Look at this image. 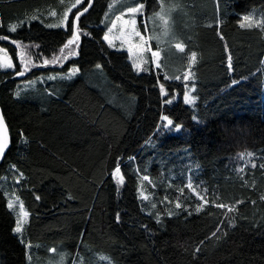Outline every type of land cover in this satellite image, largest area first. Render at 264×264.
<instances>
[{"label": "trees", "instance_id": "obj_1", "mask_svg": "<svg viewBox=\"0 0 264 264\" xmlns=\"http://www.w3.org/2000/svg\"><path fill=\"white\" fill-rule=\"evenodd\" d=\"M109 1L95 0L81 16L88 35L78 55L45 66L61 56L72 19L89 0L66 28L48 27L44 15L62 16V0H0V37H7L0 47L15 66L0 69L12 136L0 162V264H29V244L63 246L73 259L86 245L116 264H264V0H219L214 21L197 24L190 104L183 78L168 79L154 65L138 73L128 52L103 41ZM148 3L150 12L160 9V1ZM252 15L262 22L245 25ZM22 53L31 59L24 79L80 71L16 97ZM17 174L29 213L24 235L7 207Z\"/></svg>", "mask_w": 264, "mask_h": 264}, {"label": "rangeland", "instance_id": "obj_2", "mask_svg": "<svg viewBox=\"0 0 264 264\" xmlns=\"http://www.w3.org/2000/svg\"><path fill=\"white\" fill-rule=\"evenodd\" d=\"M160 1V9L163 8L167 15L165 19L167 20V34L164 33L161 23L157 20H153L155 12L160 11L158 9L155 12H150L149 8L151 7L148 3V0H110L108 4V8L106 14L104 16L103 22L106 28L111 26V23L116 19L117 16L123 15L125 19L129 18V14L127 12V8L129 6H135L137 2H144L145 9L138 13L136 16L137 19V29L146 39L148 37H153L149 41V45L152 51H159L158 61L160 67L157 68L151 52L143 53V56L146 60V63L142 66L143 71H137L138 73L148 72L151 65H154L155 68L161 69L168 79L174 80V77L180 76L183 78L184 73L189 72L191 70L192 79L190 81H186L188 86V92L186 94L187 103H193L195 101L193 91L194 87L191 85L194 83L195 77V67L199 61L200 57V37L198 36L197 40V24L198 23H207L211 24L215 19V6L218 8L219 0H159ZM76 0H62V4L65 6H70L72 3H75ZM86 0H82V3L77 4V7H80L84 4ZM216 4V5H215ZM68 8V7H66ZM76 8H73L72 11ZM71 12L68 13L69 18L71 16ZM55 12L56 15L52 16L51 13ZM46 18H49V24L57 23L62 16L58 15V12L55 9H51L49 12L44 14ZM63 15V13H62ZM143 18V23L141 24L140 19ZM250 19L246 21L245 25H254L262 22L261 17L257 15H252L249 17ZM69 21V20H68ZM203 21V22H201ZM68 24V22H67ZM205 24V25H207ZM107 33V31H106ZM160 37L157 40L155 37ZM139 37H136V42L139 41ZM194 41V42H193ZM116 50L126 51V48H121L120 41L116 40ZM180 43L182 45V49H177L175 45ZM149 45H145L148 47ZM113 48V47H112ZM0 59H3L4 54L7 53V57L11 60L14 65L12 58L8 51L2 47H0ZM195 51L197 54V60L193 63L190 59L191 53ZM130 60L134 61V55L129 53ZM1 70H14L15 66L12 69H4ZM264 71V66H263ZM158 72H160L158 70ZM68 72L65 73H49L42 74L36 77H32L29 79H24L20 81L17 86V90L21 92L20 97H24L28 95L31 90H40V86H47L49 83L57 84L59 82H65L67 79H61L59 77L65 76ZM49 76L57 77L56 79L49 80ZM76 77V76H75ZM73 77L71 80H73ZM70 80V81H71ZM184 80V79H183ZM30 81H35V83H30ZM169 122V120H167ZM168 124V128L170 129V125ZM148 177V176H147ZM147 181L150 182V177H148ZM190 185L192 186V179H189ZM10 196L12 194L8 192ZM143 195H146L143 192ZM148 196V195H146ZM143 200V199H142ZM152 201L150 195L148 200H144V202L150 203ZM156 205V204H155ZM152 207L149 206V212H152ZM26 223V222H25ZM24 223V225H25ZM24 225L21 235H24L25 229ZM29 264H57V261L60 257H63V264H116V262L109 255L104 253L95 254L93 256L91 254V248L85 245L83 248V252L80 255L72 258L70 252L64 248L63 246H40V250L35 249L33 245L29 244ZM43 249V251H42Z\"/></svg>", "mask_w": 264, "mask_h": 264}, {"label": "snow or ice", "instance_id": "obj_3", "mask_svg": "<svg viewBox=\"0 0 264 264\" xmlns=\"http://www.w3.org/2000/svg\"><path fill=\"white\" fill-rule=\"evenodd\" d=\"M82 3V0H76L75 3H72L70 6H68L67 11L63 12L62 18L55 24H49L48 27L50 28H66L68 27V20H69V15L68 13L72 11L73 8L77 7V4ZM158 4H159V0H158ZM91 7V0H89V4L88 6L84 7L83 10H77L76 14L74 15L73 19H72V25H71V32H70V39L67 40V42L64 44L63 48L60 50L61 52V56L60 57H54L51 61L45 59L43 61V64L46 66L48 64H59L61 63V60H66L69 57H75L78 55L77 49L79 48V42L81 40V35H88L87 33H82L81 29L79 28V21L81 16H84L85 13L88 11V8ZM145 9V3L144 2H137L135 6H129L127 8V12L129 14V18L125 19L123 15L117 16L116 19L111 23V26L107 28V33L103 36V41H106L108 43V45L110 47L116 48V40L120 41V45L121 48H126V50L134 55V67L136 68V70L139 71H143V65L146 63V60L143 56V53L145 52H151V55L153 57V60L155 62V65L157 68L160 67L159 61H158V57H159V51H152L150 45H149V41L153 38V37H148L147 39L141 35V33L139 32V30L137 29V19L136 16L138 13H141L143 10ZM52 16H55L56 13L52 12L51 13ZM167 15V13L165 12V10L163 8L160 9V11L155 12L154 16L152 17L153 20H157L161 23V27L164 31L165 34H167V20L165 19V16ZM33 19H35V17H33ZM244 19L247 21L250 18L245 16ZM243 26V25H242ZM10 30L12 32L16 31V25H12L10 27ZM139 37V41L136 42L135 38ZM2 39H7V37H0ZM157 40L160 39V37H155ZM13 43H16V41H13ZM145 45H149L148 47H145ZM175 47L177 49H182V45L180 43H177L175 45ZM65 50H67L65 52ZM3 51V50H0ZM191 61L194 63L197 60V54L195 51H193L191 53V57H190ZM20 61L23 64V70L20 72H16L13 73L14 75L17 76H23L25 74L26 71L29 70V65H31V59H25L24 54H21L20 57ZM231 61V57H229V62ZM34 66V65H33ZM14 67V65L12 64L11 60L7 57V53L4 54L3 59H0V68H4V69H12ZM101 66L100 65H96V68L99 69ZM80 69L78 67H72L71 70L62 77H59L61 79H67V80H71L73 77H75L78 73H79ZM57 77L54 76H49L48 79L52 80V79H56ZM181 77L180 76H176L174 77V80H180ZM183 79L185 81H190L192 79V75H191V70L189 72L184 73ZM30 83H35V81H30ZM159 90L160 92H162L164 94L165 98V104L168 103L169 98H167L169 96V93L165 91V85L161 84L159 86ZM21 92L19 90H17L15 92V96L16 97H20ZM8 137L6 134V125H5V121H4V115L3 112L0 111V159L3 158L4 153H5V149L8 147ZM264 167V166H262ZM121 173V168L119 166H117L115 168V174L118 177L117 183L118 184H123L124 183V178L122 175H120ZM144 180H147L148 177L144 176L143 177ZM189 187H191V185H189ZM142 199L143 200H148V196L143 195V193H141ZM17 200H19V198H16ZM36 200H39L40 197L36 196L35 197ZM68 199H71V196L68 197ZM8 208H13L14 204L12 201H9L7 204ZM152 208H155L156 205L152 204L151 205ZM177 208H180V204L177 203L176 204ZM202 207V205H201ZM201 207H198L196 209L197 212H199L201 210ZM218 207L224 208L225 205L221 204L218 205ZM228 211H232L231 208L228 209ZM173 213L171 211L168 212V216H172ZM189 215H191V213H189ZM28 216V213L25 212L23 210V205L20 206V212L17 214V220H16V226H15V232L16 233H20L22 231L23 225L26 222V217ZM120 216L119 214H117L116 216V220L119 221ZM156 222L160 223V218L157 217L156 218ZM213 235H216V233L214 232ZM57 264H63V257L61 256L60 259L57 261Z\"/></svg>", "mask_w": 264, "mask_h": 264}, {"label": "crops", "instance_id": "obj_4", "mask_svg": "<svg viewBox=\"0 0 264 264\" xmlns=\"http://www.w3.org/2000/svg\"><path fill=\"white\" fill-rule=\"evenodd\" d=\"M77 75H78V74H77ZM77 75H76V76H77ZM67 81H70V80H67ZM21 179H22V176H21V175L17 174V175L15 176V178H14V183H15V185H16L15 190H14L13 192H11L12 196H10V195L8 194L9 201H12L13 204H14V207L12 208V210L16 213V215L20 212V206H21V205H23V210H24L25 212H27V211L25 210V207H24L23 201L21 200L20 196L18 195V192L16 191L17 188H18V185H19L18 183L20 182ZM17 197L19 198V200L16 199ZM27 213H28V212H27ZM28 214H29V213H28ZM25 219H27V217H26ZM18 234L21 235V233H18Z\"/></svg>", "mask_w": 264, "mask_h": 264}, {"label": "water", "instance_id": "obj_5", "mask_svg": "<svg viewBox=\"0 0 264 264\" xmlns=\"http://www.w3.org/2000/svg\"><path fill=\"white\" fill-rule=\"evenodd\" d=\"M94 3H95V0H91V7L88 8V11H87L85 14H87V13L90 12V10H91V9L93 8V6H94ZM81 11H82V10H81ZM26 75H27V74L25 73L23 76H16V77H17V79H22V78H24ZM0 111L3 112V109H2L1 103H0ZM3 115H4V112H3ZM4 121H5V125H6V134H7L8 142H9V143H8V147L5 149V153H4L3 158L0 159V162H1V163L4 161V159H5V157H6L7 153H8V151L10 150V148H11V146H12V136H11L10 128H9V126H8V123H7V121H6L5 116H4Z\"/></svg>", "mask_w": 264, "mask_h": 264}]
</instances>
